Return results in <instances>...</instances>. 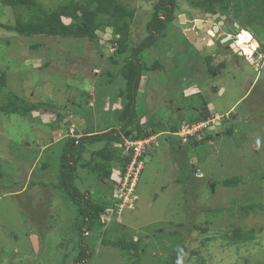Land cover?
<instances>
[{"label":"rangeland","instance_id":"374dc122","mask_svg":"<svg viewBox=\"0 0 264 264\" xmlns=\"http://www.w3.org/2000/svg\"><path fill=\"white\" fill-rule=\"evenodd\" d=\"M43 1L51 7L61 2ZM123 1L135 10L128 45L136 47L147 37V22L160 0ZM177 3L181 16L169 23L164 36L154 37L159 38L154 45L146 42L139 54L142 64L159 67L145 70L137 112L164 130L207 108L214 115L213 126L198 134L205 139L197 144V137L184 142L162 133L153 140L157 144L142 154L144 165L134 187V207L128 210L124 205L118 213L110 208V213L102 215L105 226L101 232H90L93 238L85 239L84 245H94L89 264H173V251L182 237L188 247L182 264H264V208L247 215L238 209L250 203L264 206V61L256 66L243 55H232L226 49H219V54L208 48L209 53L215 52L211 66L224 65L218 76V72L211 74L206 56L186 51L182 36L191 25L188 14L197 10L190 1ZM16 13L23 9L15 11L0 0L1 23L14 24ZM231 17L235 22L234 12ZM239 19L246 20L245 16ZM250 29L258 44L251 40L240 49L252 51L264 41V25ZM98 35L97 41L29 38L0 28V71L7 74L8 89L28 100L51 103L60 112H35L31 117L0 112V169L6 173L0 178V264H75L79 238L88 234L78 235L74 230L81 218L78 207L55 186L65 136L124 129L118 115L125 103L118 96L120 80L114 85L103 81L107 78L104 71L117 72L120 67L108 57L115 51L108 40L117 36L110 25ZM39 43V48H32ZM86 97L90 108L84 104ZM222 115L224 119L228 115L224 126ZM230 127L232 134L227 133ZM218 131L223 134L217 136ZM208 134L216 135L213 141ZM97 148L98 144H89L80 165ZM121 159L114 164L117 179ZM78 174L75 185L83 192L89 189L96 198L109 183L114 186L113 179L102 182L89 177L85 169L79 168ZM235 176L244 182L236 187L221 185ZM217 206L227 212L213 215L210 209ZM235 227L254 230V238L235 242L222 235ZM174 230L182 237L173 236ZM104 231L110 239L122 235L137 241L142 238L145 248L139 252L140 259H129L119 248L103 244Z\"/></svg>","mask_w":264,"mask_h":264},{"label":"trees","instance_id":"16d2710c","mask_svg":"<svg viewBox=\"0 0 264 264\" xmlns=\"http://www.w3.org/2000/svg\"><path fill=\"white\" fill-rule=\"evenodd\" d=\"M60 1L58 5L51 7L43 0H1L3 5L15 11L23 9V13H16V22L14 24L0 22V28L29 38L35 36L70 37L77 40L88 39L90 41H97L99 39L98 32L110 25L113 27L114 36H117L115 39H112L114 38L112 37L108 40V43L113 44L115 48V51L110 53L108 57L111 64L119 65L120 67L117 72H113L110 69L104 71L103 73L106 74L107 78L103 81L109 85H114L117 80H120L121 86L119 87L118 96L119 100L122 101L123 98L125 103L124 108L118 112V115L120 121L124 122V129L122 132H118L117 129H109L104 132L88 131L85 136L80 137H75L70 134L65 136V144L61 150L62 153L59 160L58 182L56 184L57 186H55L63 193L65 199L73 202L78 207L80 214L77 215H80L81 218L74 225V230L78 235L88 232L86 236L84 235L79 238V254L72 261H75V264H89V261L93 258L92 250L94 249V245H84L85 239L87 237L93 238V235L101 232V229L105 226V223L102 222V215L110 213V208L116 210L115 212L117 213L119 212L116 206L117 202L114 198L117 180H113L115 186L112 183H109L108 186L106 185L107 187L104 188L105 192L99 193V196L96 198L89 189L87 192H83L75 185V181L79 177V168L85 169L89 177L96 176L102 182H105L107 178L112 179L113 170L116 166L114 165L116 163L115 160H118L119 156H122V163L119 162V168L123 173L131 163L132 154L125 146L127 140L137 141L162 132L166 134V137L176 136L174 134L180 130L183 124L188 123L191 125L195 122L206 120L210 116V110L203 108L204 110H201L200 114L193 116L189 121L183 120L172 125L168 124L170 126L164 130H158L155 126V121L150 123V125L149 120L151 121V119H148L145 113L139 115L137 112V97L141 82L145 76V70H156L159 67L157 63L152 66L142 64L139 59V54L143 51L147 40L150 39L147 42L148 46L154 45L161 35L164 36L163 32L166 31L169 23L175 17L178 18L182 10L177 0H160L155 4V11L151 14V18L147 22L146 31L148 35L136 47H130L128 45L130 26L135 15V10L130 9L123 0ZM187 1H190L192 8L195 10L201 9L212 13L234 12L237 17L236 20L239 23L237 33L242 29L250 31L253 25H264V0ZM243 16L246 18L245 21L239 19ZM156 34L159 38L155 40L154 37ZM40 46L41 44L39 43L33 45L32 48L36 49ZM260 50L264 52V41L261 42ZM120 58L123 59L121 62ZM210 58V56L207 57L209 72L214 73L218 67L221 68L224 66H211ZM0 97V112L6 114H18L23 117H31L35 112L60 114L51 103L42 100H28L9 90L7 87V74L4 71H0ZM87 97L89 98V95ZM87 97L85 98L84 104L89 107ZM133 105L135 106L134 108ZM58 117L59 120L62 119L61 115ZM143 118H146L147 121L141 122ZM226 120L228 118H223L220 124L224 126ZM224 130L226 132V128ZM128 131L129 135L126 136L125 134ZM227 133L232 134L233 128L230 127ZM222 134V131H218L216 135L221 136ZM216 135L211 134L209 140L213 141ZM176 137H178V140L182 139L178 135ZM195 137L197 139H194ZM192 138L195 141L194 144H197L199 140L203 142L205 139L204 137L199 139L197 135L189 136L190 141ZM179 143L181 142L179 141ZM89 144H98V148L91 151V157L87 163L80 165V160H83L86 155ZM50 146H47V148ZM44 167H46V164ZM5 176V171L0 169V178ZM243 182L242 177L235 176L225 179L221 185L224 187H236ZM211 185L212 187H216L215 183ZM263 208L264 206L262 204L250 203L248 205H241L238 209L247 215L255 213L257 210H262ZM229 210L232 211L233 209L230 208ZM210 211L216 216H220L224 211L227 212L219 206L210 209ZM202 231L207 232V229ZM90 232L95 234L90 235ZM229 232H231V235L228 234ZM229 232H225L222 235L235 242L252 240L255 236L254 230L245 231L240 227H235ZM102 234L103 244L113 245L119 248L122 254L127 255L129 259L136 258L135 261L138 258L140 259L141 255L139 252L143 246L145 248V243L142 238L137 241L122 235L117 239H110L108 238L109 232L104 231ZM171 234L175 237H182L179 230H174ZM182 239L179 240L178 247L173 251V264H182V255L185 251H188V247L181 241Z\"/></svg>","mask_w":264,"mask_h":264},{"label":"flooded vegetation","instance_id":"af4514ba","mask_svg":"<svg viewBox=\"0 0 264 264\" xmlns=\"http://www.w3.org/2000/svg\"><path fill=\"white\" fill-rule=\"evenodd\" d=\"M199 13H204V15H199L198 17H194V14H199ZM207 13H212V12H208L205 10H197V12H191L188 14V17L190 19V26H188L190 29L194 30L197 34L198 37L201 38L202 41H205V45H203V47L201 49H197V47H195L194 42H191L187 35H186V31L188 29H185L182 31V36L185 39L186 42V48L188 52L191 51H195L197 53H203L204 54V58L206 56V61H207V57H211L210 60V64H212V60L214 58L215 52L217 51L220 54V50L219 49H226L224 51H227L230 53H232V55H234L233 49L230 47V41L231 43H236L235 39L237 38L238 34L236 31H238V27H239V23L237 21L234 22V20L231 17V13L229 14H225L223 12H216L220 14V17L214 18L207 16ZM216 13H212V14H216ZM221 16H224L225 18L222 19ZM151 18V17H150ZM198 18H200L201 20H197ZM201 23V25H199ZM201 26V27H200ZM153 30V29H152ZM228 39H230L228 41ZM212 41V44L209 43V41ZM149 40H147V42H149ZM208 48L209 51H215V52H208ZM193 49V50H191ZM237 55L240 56V54L236 53ZM233 57V56H232ZM205 61V59H204ZM208 62V61H207ZM209 65V64H208ZM214 66V65H213ZM208 67H206L207 69ZM202 72V71H199ZM218 72V73H217ZM222 71L220 69V67H218L216 73L218 76V74H220ZM215 73V72H214ZM213 74V72L211 73Z\"/></svg>","mask_w":264,"mask_h":264},{"label":"clouds","instance_id":"9594fccd","mask_svg":"<svg viewBox=\"0 0 264 264\" xmlns=\"http://www.w3.org/2000/svg\"><path fill=\"white\" fill-rule=\"evenodd\" d=\"M179 16H181V14L179 15ZM179 16H178V18H179ZM184 25L186 24L185 22H182ZM188 30H190V28L188 29ZM240 31H242L241 33H243V32H247L249 35H250V40H252V39H254V42H257V40L255 39V37H254V35L250 32V31H247V30H244V29H242V30H240ZM239 31V32H240ZM237 33L238 34V36H237V38L235 39V42L237 43V40H238V37L240 36V34L241 33ZM155 36H158L157 34L155 35ZM236 43H234V44H236ZM257 44H258V42H257ZM239 49V48H238ZM261 49V46L259 45V47H256V48H254L253 50H252V53H249V54H247V53H245L242 49H239V52H241V54L240 55H243V56H245L247 59H248V62L249 63H252V64H255L256 66L258 65V63H259V61H264V52L263 51H261L260 50ZM261 51V52H260ZM212 114V113H211ZM214 116V115H213ZM213 116L212 115H210L206 120H203V121H207L208 119H211V118H213ZM227 116L228 115H226V118H227ZM224 117H223V115H222V119H223ZM203 121H198V122H203ZM222 121V120H221ZM195 123H197V122H195ZM221 123V122H220ZM211 126H213V123L211 124ZM208 129V128H207ZM207 129L206 128H203L202 130H200V131H198L196 134H194V135H197V136H199L198 134H200V132H201V134L203 133V132H205V131H207ZM73 131V130H72ZM119 132V131H118ZM121 132V131H120ZM73 133L74 132H72V136H74L73 135ZM128 133H129V131L126 133L127 135H128ZM168 133V132H167ZM76 134H80L78 131L76 132ZM125 134V135H126ZM163 134V133H162ZM126 135V136H127ZM161 134L159 133V134H157V135H152V136H150V137H148V138H145V139H150L151 138V141L148 143V146H147V149H150L151 150V148H152V146H153V144L155 143L153 140L156 138V137H158V136H160ZM174 135H178L177 134V132L174 134ZM211 134H208L207 135V137H208V139H209V136H210ZM179 136V135H178ZM193 136V135H192ZM76 137V136H75ZM80 137V136H79ZM200 137H201V135H200ZM182 138V137H181ZM188 139H189V137L184 141L183 140V138L182 139H180V141H184V142H186V141H188ZM140 140H144V139H140ZM137 141H139V140H137ZM127 142L128 143H130V142H136V141H131V140H127L126 142H125V146H126V148H127V150L128 151H130V153L132 154V160H131V163H132V161H133V150L132 149H130V148H128V146H127ZM155 144H157V143H155ZM146 149V150H147ZM146 150H144L143 151V153L142 154H144V156L146 155ZM142 154H141V156L138 158V163L136 164V166H135V168H137L138 167V165H139V163H141L142 164V166L139 168L138 167V169H135V170H137L138 172H139V174L136 176V178H135V175L134 174H132V176L129 178V180L127 181V182H125V177H126V174H127V172H128V169H129V167H130V165H131V163L129 164V166H128V168L126 169V171L123 173L122 171H121V169L119 168V171H120V176H118V179H117V177H114L115 175V167H114V170H113V176H112V179L115 181V180H117V184H116V190L119 188V190H118V192H116V190H115V200H116V206L118 207V209H119V212H122V210L123 209H121V207L123 206L124 207V205H125V207L128 209V210H130V209H132L133 207H134V205H135V201L137 200V196L135 195V196H133V192H134V187H135V185L136 184H138V182H139V175L141 174V171L143 170V158H144V156L142 157ZM141 169V170H140ZM140 170V171H139ZM121 181H122V183H121ZM126 183V184H125ZM132 185V186H131ZM115 186V185H114ZM121 186V187H120ZM131 188V190L129 191L128 189H130ZM124 195H127L128 196V200L127 201H125V196ZM125 210V209H124ZM85 262V261H84Z\"/></svg>","mask_w":264,"mask_h":264},{"label":"built area","instance_id":"2783aa9c","mask_svg":"<svg viewBox=\"0 0 264 264\" xmlns=\"http://www.w3.org/2000/svg\"><path fill=\"white\" fill-rule=\"evenodd\" d=\"M214 118V117H213ZM214 123V120L208 119L207 121H203V122H197V123H193V124H188L185 123L182 125V127L180 128V130L177 132V134L183 138V140L185 141L189 136H192L194 134H196L198 131L202 130L203 128H209L211 126V124ZM151 141L150 139H144V140H139L136 142H130L127 143L128 148L133 150V161L128 169V172L126 174L125 177V182H127L129 180V178L132 176V174L135 175V178L137 176V173L134 172L135 169H138V167L140 168L142 166L141 163H139L138 167L135 168L136 164L138 163V158L141 156V154L143 153L144 150L147 149L148 143ZM126 184V183H125ZM132 186V185H131ZM129 191L131 190L128 189ZM125 196V201L128 200V196Z\"/></svg>","mask_w":264,"mask_h":264},{"label":"water","instance_id":"95a60500","mask_svg":"<svg viewBox=\"0 0 264 264\" xmlns=\"http://www.w3.org/2000/svg\"><path fill=\"white\" fill-rule=\"evenodd\" d=\"M199 15H204V13L194 14V17H198ZM206 15L209 16V17H212L213 16L214 18L220 17V14L219 13H216V14L207 13ZM221 17H222V19L225 18L224 16H221ZM180 20L183 22V19L182 18ZM185 33H186L188 39L191 42H194V45H195V47H197V49H201L203 47V45L206 44L205 41H202L201 38L197 36V34H196V32L194 30L190 29V30H187ZM194 34L196 35V37H194ZM229 40L230 39H228V41ZM209 43L212 44V41L210 40ZM230 47L233 49L234 52H236L238 54H241V52H239V49L236 46V44L231 43V41H230ZM134 107L135 106L133 105V108Z\"/></svg>","mask_w":264,"mask_h":264},{"label":"bare ground","instance_id":"6f19581e","mask_svg":"<svg viewBox=\"0 0 264 264\" xmlns=\"http://www.w3.org/2000/svg\"><path fill=\"white\" fill-rule=\"evenodd\" d=\"M199 25H201V23ZM194 37H196V35ZM250 38L251 37L247 32L241 33L240 36L238 37L239 40H237L238 43H236V46L239 48V47L243 46V44H245V45L249 44L251 42ZM252 40H254V39H252ZM242 50L247 54L252 53V51H249V49L242 48Z\"/></svg>","mask_w":264,"mask_h":264},{"label":"crops","instance_id":"0c3cea01","mask_svg":"<svg viewBox=\"0 0 264 264\" xmlns=\"http://www.w3.org/2000/svg\"><path fill=\"white\" fill-rule=\"evenodd\" d=\"M233 108H234V106H233ZM163 133V132H162ZM161 134V133H160ZM52 143V142H51ZM48 145V144H47ZM46 147V146H45ZM45 147H44V149H45Z\"/></svg>","mask_w":264,"mask_h":264}]
</instances>
